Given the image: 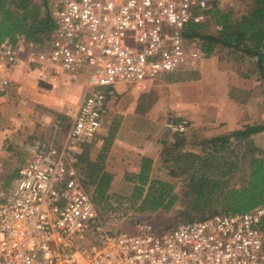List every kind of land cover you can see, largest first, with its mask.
<instances>
[{
	"label": "built area",
	"instance_id": "2783aa9c",
	"mask_svg": "<svg viewBox=\"0 0 264 264\" xmlns=\"http://www.w3.org/2000/svg\"><path fill=\"white\" fill-rule=\"evenodd\" d=\"M211 1L54 0L46 50L23 36L0 42L2 88L24 50L38 62L88 72L63 139L30 138L15 181L0 182V264H264V205L180 221L160 232L149 221L107 232L76 166L83 144L102 125L117 83L151 82L201 67L204 54L185 45L183 31L213 22ZM187 125L186 119L165 123L180 134Z\"/></svg>",
	"mask_w": 264,
	"mask_h": 264
},
{
	"label": "trees",
	"instance_id": "16d2710c",
	"mask_svg": "<svg viewBox=\"0 0 264 264\" xmlns=\"http://www.w3.org/2000/svg\"><path fill=\"white\" fill-rule=\"evenodd\" d=\"M52 1L0 0V42L8 40L16 43L23 36L36 49L46 50L54 29ZM242 1L249 7L234 18L231 11L217 7L218 0H212L209 13L220 29L205 32L204 24H189L183 31L185 45L197 43L198 49L207 57L224 48L231 49L240 57L245 55L252 59L264 83V0ZM258 133H264L263 124H246L225 135L205 139L199 143L198 149L192 151L180 148L183 139L175 137L174 144L165 147L161 160L170 159L174 167L171 174L178 177L181 183L180 192L175 191V184L152 178V159L142 157L138 172L126 175L130 201L138 204L136 209L140 212H166L180 204L186 210L203 213V218L214 214L216 210L235 214L264 205V158L248 156L257 148L245 142ZM109 145L110 142L104 140L95 159L87 162L90 176L93 177L90 182L94 185L92 200L97 207H102L104 200L109 199L112 175L103 166ZM6 149L13 153L12 147L6 146ZM17 170L18 166L9 165L2 182L4 186L12 185ZM236 175L239 182L232 183ZM149 222L159 232L170 228L161 223ZM179 222L174 221L171 227Z\"/></svg>",
	"mask_w": 264,
	"mask_h": 264
},
{
	"label": "crops",
	"instance_id": "0c3cea01",
	"mask_svg": "<svg viewBox=\"0 0 264 264\" xmlns=\"http://www.w3.org/2000/svg\"><path fill=\"white\" fill-rule=\"evenodd\" d=\"M204 56L203 63L207 57ZM19 58V64L14 66L8 74V85L4 88L0 87L2 92L0 95V154L4 148L6 151L7 144L13 146L20 142L23 148L26 140L32 137L49 139L56 136L60 142L65 135H63L61 126L71 122L69 120L76 113L86 85L79 79L74 81L62 72L61 68L48 62L36 60L34 62L38 65L28 64L29 54L26 50L19 54ZM203 63L199 69L204 67ZM222 72L226 76V71L222 70ZM167 74L169 73L163 76ZM237 77L235 73L234 80L231 82L224 81L222 77L218 78L215 82L218 84L217 88L214 84L210 85L207 82L202 87L193 85L187 88L186 86L172 87L165 81L162 83L155 82V80L142 81L137 84L146 83L147 85L137 88L138 90L134 88L135 97L129 103L124 101L127 88L121 87L115 90V97L109 100L108 111L101 125L106 129V133L107 129L112 126V129L108 131L111 142L103 162L104 170L112 175L111 184L124 182L125 174H136L142 157L152 159V166H154L161 158L165 147L173 145L177 136L183 139L180 148L192 151L198 147L199 140L201 142L225 135L246 124H253V121L264 125V118L260 119L259 110L262 109V116H264L262 106L258 105V108L250 106L251 96L248 99H237L236 91H242L246 95L248 90L242 88L243 84L233 82ZM66 79L71 80L69 84L74 88L73 94L63 89L65 83L63 81ZM151 89L154 92L152 93L153 98L143 96ZM141 96L146 97V107L138 103V101L141 102ZM182 99L186 103H183ZM64 100L68 104H73V114L62 110ZM162 100L166 101L165 108L163 106L159 114H153V105ZM255 111L258 112L259 118L255 116ZM114 113L118 115L117 125L113 124ZM153 115L157 118L166 115L165 122L185 118L190 123L181 135L169 129L171 133H174L172 139H162L163 133L161 129H157L161 124L155 120ZM104 140L101 138L98 143L101 145ZM12 148L15 149L17 146L14 145Z\"/></svg>",
	"mask_w": 264,
	"mask_h": 264
},
{
	"label": "rangeland",
	"instance_id": "374dc122",
	"mask_svg": "<svg viewBox=\"0 0 264 264\" xmlns=\"http://www.w3.org/2000/svg\"><path fill=\"white\" fill-rule=\"evenodd\" d=\"M217 7L223 11H231L233 17L237 18L240 14L244 13L248 9L249 5L242 0H218ZM203 30L205 32H215L216 31V29H214L213 22H210L207 25H204ZM187 47L198 48V45L197 43H192V44H189ZM235 53L236 52L232 51L231 49H227V48H224L222 50H217L214 54H212V56H209V58L206 57L205 62L203 63L204 69L198 68L192 71H187L186 69H178L176 71H173L167 74L166 76H163V75L157 76L155 79V82L158 81L159 83H162L165 81L170 86L172 85V87H175V86L185 87L186 86L187 88H190L193 85H199L200 87H202V85L206 84L207 82V84H210V85L214 84L215 88H217L218 84L215 82L218 81V78L222 77L224 81L227 80L231 82L232 80H234V75L236 73L238 77L233 82L237 81L240 84H243L242 85L243 89L247 88L249 90V91L247 90L246 95L242 93V91H236L235 94H237V99L238 100L248 99L251 96L252 100H251V104L249 105L255 108H258V105H259L260 107L262 106L264 110V83L261 81L257 73V70L252 64V59H250L249 57L245 55H243V57H240ZM204 58L205 56L203 55V59ZM34 61H36V59L33 56L29 55V60L27 61L28 64L38 65V64H35ZM222 70L226 71V76H225V73L222 72ZM62 72L69 75L71 79L73 78L74 81L79 79L84 84L87 81V75H88L87 70H85L83 74L81 75L74 71L64 70V69H62ZM68 80L66 79L63 81V83L65 82L63 85V89L67 90L68 92H71L70 94H73L74 88L69 84L71 83V80L70 79ZM146 85H147L146 83L137 84V83L128 82V83L117 84L114 86V88L116 91L118 89H121V87L127 88L126 94L124 96V101L126 103H129V101L133 97H135L134 92H133L134 88L136 89L139 87L142 88ZM152 93L154 92L151 89L149 92H147L143 96H148V97L153 98L154 96ZM158 94L164 97V95H161V93H158ZM143 96H141L142 97L141 102L138 101V103L143 104L142 107L143 106L146 107L147 100H146V97H143ZM64 101L65 103L63 102V106H61L62 110L68 114H73V111H74L73 104L71 103L68 104L66 100ZM182 101L183 103H186L185 100L182 99ZM114 106H116V104H114ZM153 106H154V113L153 112L152 113L157 115L161 112V110H163V106L165 108L166 101L165 100L157 101V104ZM124 109H126V107H124ZM259 110L261 112L260 119L262 120V118H264V116H262V111H261L262 109H259ZM257 114L258 112L255 111V116L259 118ZM117 116L118 115L114 113L113 124L115 125H117L118 123ZM155 116L153 115L155 120H157L158 123L161 124L160 126L157 127V129L158 130L161 129V133H163L161 138L162 139L163 138L172 139L174 133H171L170 130L167 129V127L165 126V123H166L165 120L167 119V116L165 115L159 118ZM69 123L67 122V123L62 124L61 127H63L62 129L64 130L63 135L65 134V126ZM189 123L190 122L188 121V125ZM252 123H254V121ZM110 129H112V126L109 127L107 130L109 131ZM108 131L106 133V129L103 126L100 127L94 139L88 143H84L80 154L77 155L76 166L78 170L81 171L80 174L82 176L83 186L85 187L87 193L90 195L91 198L94 194L93 193L94 185L90 183L93 180V177L90 176L89 165L87 164L89 163V161H92L95 159L99 148H101L102 144L100 145V143H98L101 140V138L111 142L110 136H108V133H109ZM103 133L105 135H103ZM27 141L28 140H26V142ZM201 142L199 140L198 143H201ZM245 142H249L252 144L251 147L254 146L255 148H257L255 152L253 151L250 152L248 156L256 155V156L264 158V133H258V134L252 135ZM14 145L17 146V148L13 150V153H11V151L7 149H6L7 151L6 152L4 148V151H3L4 153L2 152V154H0V182H3L5 174H6V170L9 169V165L16 167L19 164H21L23 160L25 159V154L22 150V147H21L22 145L20 144V142ZM7 146L13 147L9 144H7ZM198 147L196 149H198ZM2 155H4V157ZM166 160L168 161L165 162ZM166 160L164 161V159L161 160L160 158L154 164V166L151 165L150 176L152 178L161 179L171 184H175V191L180 192L181 183L179 181V178L171 174V171L174 170V167L172 163L170 162V159H166ZM238 180H239L238 175H236L232 179V183H238L239 182ZM123 181L124 182L110 184V187L108 190L109 199L104 200L102 204L103 209L101 206L99 207L96 206L97 213H98V220L100 221L103 228L107 232L128 230L129 228H131L132 224L135 221H152L156 224L161 223V225H167L171 227L174 221H188V220L193 221V220L202 219L204 216L203 213H200L199 211L186 210L184 209L183 205H180V204L172 207L170 211H166V212L156 211L152 213L147 210L144 212H140L136 209L138 204L137 203L132 204V202L129 199V193H128L129 188H128V180L126 178V174L124 175ZM215 213H219V211L216 210Z\"/></svg>",
	"mask_w": 264,
	"mask_h": 264
}]
</instances>
